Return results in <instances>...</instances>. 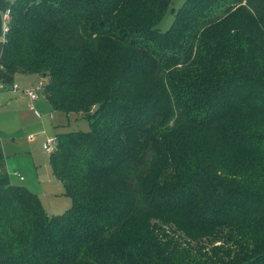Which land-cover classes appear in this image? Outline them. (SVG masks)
Returning a JSON list of instances; mask_svg holds the SVG:
<instances>
[{
    "label": "trees",
    "instance_id": "trees-1",
    "mask_svg": "<svg viewBox=\"0 0 264 264\" xmlns=\"http://www.w3.org/2000/svg\"><path fill=\"white\" fill-rule=\"evenodd\" d=\"M13 0L0 61L88 130L49 153L73 204L0 186V264H264V0Z\"/></svg>",
    "mask_w": 264,
    "mask_h": 264
},
{
    "label": "crops",
    "instance_id": "crops-1",
    "mask_svg": "<svg viewBox=\"0 0 264 264\" xmlns=\"http://www.w3.org/2000/svg\"><path fill=\"white\" fill-rule=\"evenodd\" d=\"M7 1L13 0H0V40L5 36L4 13ZM33 74L11 73L4 67H0V186L20 185L26 182L35 184V179L42 184L43 181L51 180L50 174L53 171L50 162L49 169L44 173L39 167L40 156L37 153L36 134L58 136L60 133L70 131L66 130L63 120L58 121L63 116L55 114L59 111L68 115V112L54 109L45 93L40 96L38 93L34 100L26 93V89L34 88L36 80ZM14 84H19V87L14 89ZM76 114L82 116L81 113ZM54 122L55 132H52ZM15 171H19L24 178L21 179ZM57 181L60 180L57 179Z\"/></svg>",
    "mask_w": 264,
    "mask_h": 264
},
{
    "label": "rangeland",
    "instance_id": "rangeland-1",
    "mask_svg": "<svg viewBox=\"0 0 264 264\" xmlns=\"http://www.w3.org/2000/svg\"><path fill=\"white\" fill-rule=\"evenodd\" d=\"M184 2L185 0H172L169 9L165 12V14L156 24V28H158L161 31H166L171 26L174 19L173 8L177 9ZM33 75L35 76V80H36L34 82V89L36 90L37 94L39 93L40 96L44 94V86L39 87L40 81L44 80L45 77L37 73H34ZM57 113L63 116L62 117L63 119L61 118L58 121L63 120L62 122L65 128L67 127L66 130H88L90 128L89 120L85 116H78L75 112L69 113L68 115H66L65 113H61L59 111L55 112V114ZM55 122L52 123L53 124L52 126L54 128L52 132H55ZM49 136H55V135L36 134V140H35L38 143L37 153L38 156H40L39 157L40 161H38V163L40 164L39 167L41 168V172L43 173L46 170H48L50 167L49 151H47L43 146V144L46 143L47 138ZM50 178L51 180H46L45 182L43 181L42 184H39L38 179H35V184H30L29 182H26V184L20 183V185L29 187L34 192L39 194L43 206L49 215L63 213L72 206L73 201L70 196L65 194V192L63 191L62 183L60 181H57V179H55L52 172L50 174Z\"/></svg>",
    "mask_w": 264,
    "mask_h": 264
},
{
    "label": "built area",
    "instance_id": "built-area-1",
    "mask_svg": "<svg viewBox=\"0 0 264 264\" xmlns=\"http://www.w3.org/2000/svg\"><path fill=\"white\" fill-rule=\"evenodd\" d=\"M9 20H10V9L7 8V9H5V13H4V25H5L4 26V28H5L4 31H5V34H6V31L8 30V28H9ZM0 67H3L1 61H0ZM44 85H45L44 80H41L39 87H43ZM18 87H19L18 84H14V89H16ZM26 93L29 94V96L31 97L32 100L37 98V93H36V90L34 88L26 89ZM30 106L32 108L34 107L32 104ZM57 142H58V137L56 135L55 136H49L47 138L46 143L44 144V147L50 153V152H52L55 149V147L57 145ZM15 174L18 175L21 179L24 178V176H22L19 171H15Z\"/></svg>",
    "mask_w": 264,
    "mask_h": 264
},
{
    "label": "water",
    "instance_id": "water-1",
    "mask_svg": "<svg viewBox=\"0 0 264 264\" xmlns=\"http://www.w3.org/2000/svg\"><path fill=\"white\" fill-rule=\"evenodd\" d=\"M43 76H46V74L44 73Z\"/></svg>",
    "mask_w": 264,
    "mask_h": 264
}]
</instances>
